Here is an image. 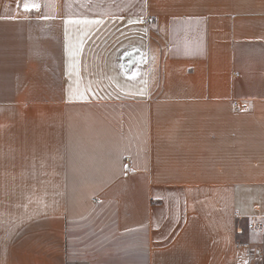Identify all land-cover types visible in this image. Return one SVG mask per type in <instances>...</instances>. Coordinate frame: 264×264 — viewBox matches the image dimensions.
Returning a JSON list of instances; mask_svg holds the SVG:
<instances>
[{"label":"crops","instance_id":"1","mask_svg":"<svg viewBox=\"0 0 264 264\" xmlns=\"http://www.w3.org/2000/svg\"><path fill=\"white\" fill-rule=\"evenodd\" d=\"M24 2L0 0V264H264V0ZM115 24L136 39L101 52Z\"/></svg>","mask_w":264,"mask_h":264},{"label":"rangeland","instance_id":"2","mask_svg":"<svg viewBox=\"0 0 264 264\" xmlns=\"http://www.w3.org/2000/svg\"><path fill=\"white\" fill-rule=\"evenodd\" d=\"M132 25V24H131ZM128 24L124 25H113L109 28L108 32L105 36L100 38L97 42H101V44H105V47L102 48L101 52L104 49L107 51H113L119 47H129L131 41L136 39V34H134V26ZM140 34L138 39H140ZM98 54V53H97ZM96 54V55H97Z\"/></svg>","mask_w":264,"mask_h":264},{"label":"built area","instance_id":"3","mask_svg":"<svg viewBox=\"0 0 264 264\" xmlns=\"http://www.w3.org/2000/svg\"><path fill=\"white\" fill-rule=\"evenodd\" d=\"M236 106H239L237 103H236ZM236 215H239V213H236ZM245 218L243 217H238V226H237V234L240 235V234H243L244 233V226H243V223H242V220H244ZM246 221V229L250 232H254V233H264V222L263 220H261L259 217H251V218H247ZM243 246H246L248 248H250L253 253L256 255V256H263L264 254V250L261 246H254L252 245L251 243L249 242H241Z\"/></svg>","mask_w":264,"mask_h":264},{"label":"snow or ice","instance_id":"4","mask_svg":"<svg viewBox=\"0 0 264 264\" xmlns=\"http://www.w3.org/2000/svg\"><path fill=\"white\" fill-rule=\"evenodd\" d=\"M23 7H24V10H25V11H31L33 8L37 7V5H35V4L33 3V4L30 6L28 0H25Z\"/></svg>","mask_w":264,"mask_h":264}]
</instances>
